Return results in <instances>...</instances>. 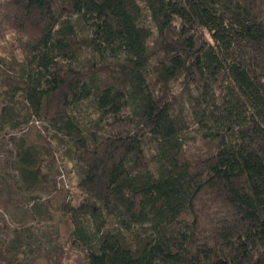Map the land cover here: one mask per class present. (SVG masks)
<instances>
[{
  "label": "trees",
  "instance_id": "obj_1",
  "mask_svg": "<svg viewBox=\"0 0 264 264\" xmlns=\"http://www.w3.org/2000/svg\"><path fill=\"white\" fill-rule=\"evenodd\" d=\"M6 59L0 135L42 123L67 180L0 264H264V0H0ZM10 139L29 200L52 153Z\"/></svg>",
  "mask_w": 264,
  "mask_h": 264
},
{
  "label": "rangeland",
  "instance_id": "obj_2",
  "mask_svg": "<svg viewBox=\"0 0 264 264\" xmlns=\"http://www.w3.org/2000/svg\"><path fill=\"white\" fill-rule=\"evenodd\" d=\"M3 51H1L2 53ZM5 67H0V90L4 89L6 83L10 81L11 75H13L14 68L9 66V60H5ZM17 69V68H16ZM1 103V98H0ZM8 133H2L0 135V165L3 169V175L0 178V260L4 263L5 258L3 256L1 248L9 247L12 238L15 235V227L17 222L24 220H38V217L29 218L28 210H31L34 200L45 202L47 199L54 200L55 204L63 200L66 197V166L67 162H63L59 156V150L56 146L57 141L51 138L42 123H31L21 130L7 131ZM26 134L28 140L39 139L47 147L50 148L52 153L51 160L55 165V170L52 176V181L45 185L44 188L37 190L29 200H24L20 195L18 188V174L14 167L15 158V146L10 139L11 136L20 137ZM48 148V149H49ZM32 220L31 222H33ZM39 227L44 229L48 226V223L53 220H46L45 218L39 219ZM27 230V229H26ZM47 232V231H46ZM56 236V234H54ZM60 242L64 239L63 236L59 237ZM45 252L39 255L36 264H60V258L63 254V243L54 244L52 248L43 246ZM47 250V251H46ZM75 257V255H74ZM65 259V258H64ZM67 263L65 260L62 264H83L81 261L69 260Z\"/></svg>",
  "mask_w": 264,
  "mask_h": 264
}]
</instances>
